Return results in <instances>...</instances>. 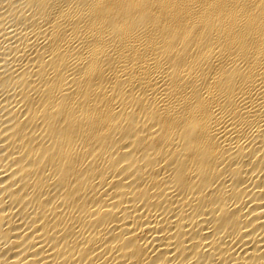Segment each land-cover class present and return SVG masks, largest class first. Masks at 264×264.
<instances>
[{
	"label": "bare ground",
	"instance_id": "1",
	"mask_svg": "<svg viewBox=\"0 0 264 264\" xmlns=\"http://www.w3.org/2000/svg\"><path fill=\"white\" fill-rule=\"evenodd\" d=\"M0 264H264V0H0Z\"/></svg>",
	"mask_w": 264,
	"mask_h": 264
}]
</instances>
